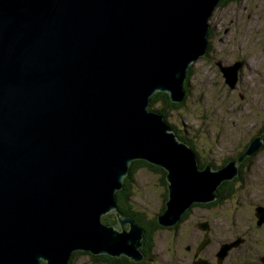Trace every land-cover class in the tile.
Listing matches in <instances>:
<instances>
[{
    "label": "water",
    "instance_id": "obj_1",
    "mask_svg": "<svg viewBox=\"0 0 264 264\" xmlns=\"http://www.w3.org/2000/svg\"><path fill=\"white\" fill-rule=\"evenodd\" d=\"M220 1L0 0V264H68L74 251L141 261L144 230L115 197L134 160L167 171L160 225L214 200L229 165L199 169L149 105L157 91L184 100ZM217 64L232 88L240 63Z\"/></svg>",
    "mask_w": 264,
    "mask_h": 264
},
{
    "label": "rangeland",
    "instance_id": "obj_2",
    "mask_svg": "<svg viewBox=\"0 0 264 264\" xmlns=\"http://www.w3.org/2000/svg\"><path fill=\"white\" fill-rule=\"evenodd\" d=\"M208 24L213 30L208 40L213 51L218 53V59L233 62L236 58L241 61L238 70L241 90L238 87L230 88L223 73L214 64L215 59L200 57L191 64L183 105L170 110L165 119L183 134L196 130L210 133L221 131L226 137L223 142H226L227 137L235 136L236 132L255 131L264 122V0H230L225 5L215 7ZM228 145L231 146L230 143ZM133 177L132 204L148 215L159 213L165 192L161 173L144 166L136 169ZM231 213L228 205L212 209L196 208L187 222L181 224L180 233L183 234L180 238L172 235L169 239L167 230L158 231L153 254L160 261L149 264H167L166 260L171 264L174 260L169 257L167 246L172 248L173 240H177V246L185 245L189 239L196 237L198 232L193 223L203 219V215L217 214L213 222L225 228L232 220L228 217ZM248 214L238 212L236 223L243 222V225L250 227ZM214 230L219 231L218 228ZM251 232L257 241L264 242L262 232L257 229ZM221 236L219 233L218 237ZM177 251L176 259H182L184 251ZM183 261L186 262V259ZM70 264L108 263L83 253L74 255Z\"/></svg>",
    "mask_w": 264,
    "mask_h": 264
},
{
    "label": "flooded vegetation",
    "instance_id": "obj_3",
    "mask_svg": "<svg viewBox=\"0 0 264 264\" xmlns=\"http://www.w3.org/2000/svg\"><path fill=\"white\" fill-rule=\"evenodd\" d=\"M212 31L211 29L209 30L210 36ZM217 54L213 51L211 42L208 41L207 53L201 58H212V60L215 59L213 62H220L223 65L239 62L241 68V61L238 59L234 58L233 62L224 59L220 60ZM238 80L239 71L233 87H238L241 90ZM178 134L182 135L183 133L178 132ZM185 134L184 137H186L187 141L184 140V142L194 150L199 169L209 166L211 171H216L229 165V170L227 178L223 179L218 189L214 191V200L208 203H191L181 213L186 214L185 218L181 219L180 217L173 227H163L169 232V239L172 238V235L175 238L181 237L183 234L180 233L181 224L187 222V218L196 208L212 209L213 207L218 208L228 205L229 209L232 210L228 217L232 220L223 228V226L213 222L218 213L215 216L203 215V219L193 223L194 228L198 232L196 237H193L192 240L189 239L185 245L177 246V240L176 242L173 240L172 248L167 246L169 257L174 260L171 264H194L195 262H199V264H264L262 260L264 242L257 241L252 235L253 232H251V230L257 229L264 234V143L250 154H245L252 140L256 137H259L260 140L264 139V126H258L255 131L236 132L235 136L227 137L226 142H223L226 137L221 131L210 133V131L196 130L187 131ZM229 143L231 146L228 145ZM151 170L158 171L155 169ZM158 172L161 173V182L165 181L167 188V171L161 168ZM167 194L164 195L166 197L164 205L167 200ZM241 211L250 213L248 214L251 222L250 227L243 225V222L236 223L239 217L238 212ZM157 214L153 213L152 215L156 216ZM214 228L219 229L218 232L222 235L220 238L218 237L219 233ZM204 241L206 243L202 245ZM224 244L230 245L227 247V251L221 253V247ZM209 246H212V248H208ZM177 250L184 251L182 259H176L178 257ZM183 259H186V262ZM148 261L158 263L160 260L157 259L156 255L155 259L151 258ZM166 263L169 264L168 260H166Z\"/></svg>",
    "mask_w": 264,
    "mask_h": 264
},
{
    "label": "trees",
    "instance_id": "obj_4",
    "mask_svg": "<svg viewBox=\"0 0 264 264\" xmlns=\"http://www.w3.org/2000/svg\"><path fill=\"white\" fill-rule=\"evenodd\" d=\"M228 1H230V0H221L217 6L225 5V4H227ZM214 64H216L217 67L219 68V66L216 62H214ZM189 71H190V68L187 70V73H186V78H185V83H184L185 85L187 82V77H188ZM185 88H186V86H185ZM186 95H187V93H186ZM150 99H151V102H150L149 108L152 110H155V111H159L160 113L163 114L164 118L167 117L168 112L170 110H176V109L180 108L183 105L184 100H185L184 99L180 103H174L170 100V98L166 92H160V91L155 92L151 96ZM169 125L174 129V131L177 133V135L181 141H183V142H184V140L187 141L186 137H184L186 134H182L183 136L179 135L178 134L179 129H176L171 124H169ZM261 125L264 126V122H262ZM144 166L148 167L150 169L158 170V171H160V169H161V167H159V166L156 167L155 165H151V164H149V163H147L141 159L132 161L130 164L129 170H128V174L125 176V178L123 180V187H122V189L116 191L115 197H116L117 209H118L121 217H126V216L132 217L134 219V221L138 225H140L144 230L143 231V238H142V242L144 245L140 247V250L144 253L145 259H143L142 261H139V262H135V261H132L130 258L124 256V255L119 256V257H115V256L110 257L108 255H97V256H95L89 252L74 251L70 257L69 264L71 262V259L74 257V255L83 254V253L90 254L96 260L102 259V260H104V262H107L108 264H149V263H152V262L148 261V259H151V258L155 259V257H156L153 254L155 241H156V239H155L156 233L160 230H163L164 229L163 227H173V225L172 226L160 225L159 221L157 219V215L156 216H153L150 214L148 215L145 211L139 210L138 208H136L132 204L130 197L133 193V190H132V183L134 180L133 176H134V173L136 172V169H138L140 167H144ZM161 184L163 186H165L164 195H166L168 193V187L166 188V182L165 181L161 182ZM218 187H217V189H218ZM230 191H231V189H230ZM167 197H168V194H167ZM165 198L166 197H164V200H165ZM164 200H163L160 212H162L165 208ZM181 215H180L181 219L186 217V214H181ZM102 221L104 223L109 224V225H116L118 223V218L116 217V215L114 213H108V214H105L102 216ZM128 226L129 225H126V227H128ZM42 264H44V262H42Z\"/></svg>",
    "mask_w": 264,
    "mask_h": 264
},
{
    "label": "bare ground",
    "instance_id": "obj_5",
    "mask_svg": "<svg viewBox=\"0 0 264 264\" xmlns=\"http://www.w3.org/2000/svg\"><path fill=\"white\" fill-rule=\"evenodd\" d=\"M210 18V17H209ZM207 53V52H206ZM206 55V54H205ZM216 63H218V62H216ZM201 264V263H200Z\"/></svg>",
    "mask_w": 264,
    "mask_h": 264
}]
</instances>
